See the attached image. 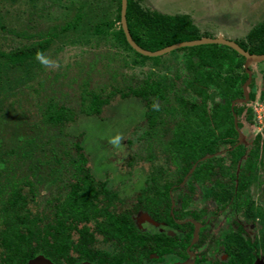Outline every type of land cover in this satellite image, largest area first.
<instances>
[{
    "label": "trees",
    "instance_id": "obj_1",
    "mask_svg": "<svg viewBox=\"0 0 264 264\" xmlns=\"http://www.w3.org/2000/svg\"><path fill=\"white\" fill-rule=\"evenodd\" d=\"M116 2L117 15L112 21L91 22L89 11L81 5L59 29L53 25L43 33L32 35L27 30L31 25L20 22V16H17L19 30L9 28L14 35L32 40L10 51L0 50V264H28L37 254L58 264H72L76 261L73 251L79 258L92 259L102 253L114 264H143L154 250L171 252L176 245L184 250L193 226L177 224L175 220L196 215L184 210L190 195L183 193V188L178 194L181 209H174L171 214V195L173 187L183 181L195 163L185 189L192 191L197 182L211 185L205 192L214 200L231 199L233 208L244 205L246 212L253 210L249 207L247 190L256 181L262 157L260 134L250 150L245 145L235 146L238 133L233 113L238 118L239 129L242 128L240 117L246 114L247 120L253 121L254 114L245 104L231 108L234 99L243 97L242 84L247 79L244 57L232 48L220 44L180 48L187 73L181 75L178 69L172 78L151 72L142 79L123 78L120 84L107 83L94 88H89L85 79L78 85L77 108L55 95H41L44 92L41 81L34 87V68L39 65L36 55L47 54L57 39L80 42L90 35H111L113 43L133 54L134 65L146 61L154 65L161 63L159 56H143L127 43L120 25L121 0ZM126 22L134 42L149 51L203 36L189 15L152 11L141 0H127ZM115 24L118 28L111 30ZM0 26L6 30L2 23ZM236 43L250 53L263 54L264 20ZM82 70L79 65V75ZM62 77L65 71L53 77L54 82ZM115 78L114 73L112 79ZM254 78L252 72L248 86L250 101L256 98ZM179 80L183 87H178ZM209 89L215 92L210 93ZM116 96L142 105L139 116L146 128L139 139L144 141L145 156L131 157L127 165L131 166L137 158L149 162L150 169L134 203L123 210L119 207L123 201L111 176L102 172L101 163L97 171L93 170L84 151L83 143L91 138L87 128L92 123L80 127L76 134L70 129L77 125L80 116L101 122L99 116ZM216 96L219 101L213 100ZM259 100L264 104V90ZM30 107L37 111L33 128L38 135L44 133L45 138L9 134L25 126ZM72 135L75 140L68 144L66 138ZM166 135L167 139L163 140ZM156 152L161 154L157 158ZM208 155L212 157L199 161ZM245 155V161L239 165ZM44 184H50L49 193L43 198L42 209L33 212L31 207H38L40 187ZM141 215L164 222L173 230H189L184 232L181 243L168 240L163 246L170 236L141 229L136 222ZM236 236L228 238L236 243V251H228L233 256L228 264L246 263L251 258L253 244ZM98 239L103 244L112 243L114 252L106 249L98 252L95 247Z\"/></svg>",
    "mask_w": 264,
    "mask_h": 264
},
{
    "label": "rangeland",
    "instance_id": "obj_2",
    "mask_svg": "<svg viewBox=\"0 0 264 264\" xmlns=\"http://www.w3.org/2000/svg\"><path fill=\"white\" fill-rule=\"evenodd\" d=\"M141 4L149 10L163 14L189 15L193 23L200 29L202 37L213 38L222 35L225 39L235 42H240L251 27L264 20V0H141ZM81 5L84 10L89 11L91 22L104 19L112 21L117 15L116 0H0V23L6 27V30H2L0 26V50L10 51L32 40L31 37H19L16 34L14 35V32L9 31V28H14L15 31L19 30L17 16H20L22 20L20 22L31 25L27 30L35 35L43 33L53 25L59 29L60 26L72 18L76 9ZM102 14L104 17L101 18ZM118 26V24H115L111 30H116ZM69 40L65 38L53 42L50 50L44 56L58 61L60 67L58 69L47 68L39 62L38 67L34 68L36 77L34 87L38 86L37 81H41L44 90L41 95H55L58 100H66L74 108H77L79 104L78 85L85 79L89 82L88 87L94 88L107 83L120 84L123 78L136 77L142 79L151 72L155 75L166 74L170 78L174 77L178 69V73H181V75L187 73L183 62V51L180 49L159 56L161 63L158 65H154L152 61H146L143 65H134L132 63L133 54L113 43L114 38L111 35H90L81 39L80 42ZM69 65L70 68L66 69ZM79 65L82 66L81 74L83 76L78 73ZM250 67L255 74L256 99L251 102L248 101L245 105L246 107L256 106L260 115H263L264 120V109L258 107V104H262L259 95L264 90V62L253 63ZM64 71L65 77L54 82L53 77ZM114 73L116 78L112 79ZM74 77L76 79L70 81ZM68 83L69 86L66 85ZM183 86V82L179 80L178 87ZM209 92L214 93L215 90L209 89ZM213 100L219 101L218 96ZM212 102L210 100L209 104ZM140 111H142V105L131 101V99L121 100L119 96H116L111 99L109 105L105 106L99 116L98 120L102 123L80 116L77 125L74 124L75 126L70 127L71 131L76 134L80 127L84 128L85 124L92 123L87 128L91 138L85 144L82 142L84 151L89 156V165L93 170L97 171L98 163H101L102 172L104 174L108 172L111 176L114 188L119 191L120 198L123 201L119 206L122 210L134 203L135 196L144 185L150 171L149 162L137 158L131 166L127 165L131 157L145 156L142 149L144 141L139 139V135L146 126L144 119L139 116ZM27 112L30 116L25 117V126H19L9 134H16L21 138H27L28 136L45 138L44 133L38 135L36 129L33 128L36 120L34 117L37 116L36 109L30 107ZM255 116H257V112H255ZM246 117L247 115L243 114L239 119L242 122L240 130L245 137V146L247 150H250L254 143V137L260 134L259 146L262 154L261 159H259L256 181L252 182L247 190V195H249L253 207L256 208L254 212L257 213L259 218L254 219L255 222L251 223L246 222L245 218L239 217L240 222L245 224L247 233L253 237L258 231H264V194L262 191L264 187V121L261 120L260 123L258 118L248 121ZM116 135L121 136L118 146L110 142ZM167 137V135L163 137V140H166ZM66 139L68 144L75 140L73 135ZM58 141L56 140V142ZM160 155V152H156V158ZM245 158L246 155L240 160L239 165L245 161ZM50 187V184H44L43 187H40L39 205L38 207L35 205L31 207L33 212L42 209L43 198L49 193ZM197 187L198 193L193 196L189 208H200L204 205V202L210 205L211 208H215L214 203L208 202L202 196L201 186L198 185ZM177 193V190L173 192L175 208H179ZM227 215H230V213L227 212ZM223 216L222 214L216 216L215 221L219 219L218 223L214 221L215 223L210 224L208 240L212 239L221 228L226 227ZM140 222H142L140 226L152 228L146 219H141ZM201 228L202 226H199V229ZM208 244L207 241L203 248L209 247ZM98 246H101V244ZM46 259V257H36L31 259L29 264H54L52 261L49 263L50 260Z\"/></svg>",
    "mask_w": 264,
    "mask_h": 264
},
{
    "label": "flooded vegetation",
    "instance_id": "obj_3",
    "mask_svg": "<svg viewBox=\"0 0 264 264\" xmlns=\"http://www.w3.org/2000/svg\"><path fill=\"white\" fill-rule=\"evenodd\" d=\"M222 36V35H218ZM223 37V36H222ZM224 38V37H223ZM235 42V41H234ZM264 62V61H263ZM260 63V62H259ZM244 65V63H243ZM244 68V67H243ZM250 68V67H249ZM252 72V70H251ZM257 136V135H256ZM254 137V139L256 138ZM191 171V170H190ZM188 172L187 175L184 177L183 181L178 185L173 187V192L175 190L178 191L177 197L179 199V208L181 209V200L179 198V193L183 190V193H186L187 195H190V200L188 201L185 211H190L191 213H194L196 216H193L191 214L187 215L183 219H176L175 222L177 224H192L193 231L191 235L190 242L184 250L182 248L174 246L173 250L171 252H164L161 251L157 253V250H154L150 255L149 259L143 261V264H228V261L231 257L228 251L235 250L236 243H233L232 239L228 238H234L238 236H241L244 239H248L252 244L253 247L251 248V258L247 260V262H243L241 264H264V231L257 232L253 237L249 235L245 229V224L240 222L239 217L246 220V222H255L254 219L259 218L257 216V213H255V209L250 199V205L249 207H252L253 210L251 212H246V206H242L240 209L233 208L232 207V200H224V201H216L213 199V197L206 193L205 191L211 187V185H203L199 182L195 183L193 185V190L189 191V189H185V183L187 182L189 176L192 172ZM193 171V170H192ZM201 186V194L204 197L205 200L208 202H212L215 204V208H211L210 205L204 202V205H202L200 208L197 209H191L189 208L191 204V200L194 195L198 193L197 186ZM203 191L206 193V196L203 194ZM263 194H264V187H263ZM173 192L171 195V208L170 213L173 214L174 209V201L175 197L173 196ZM208 192V190H207ZM249 196V195H248ZM245 197V196H244ZM263 197V196H262ZM227 212L230 213V215H227ZM224 215L223 221L226 224V227L221 228L218 233L212 238L209 239L207 236L209 235V227L210 224H213L215 222L218 223L217 219L215 221V217L218 215ZM244 216V217H243ZM141 219H146L149 221V225L152 228H145L140 226V224L143 222H140ZM215 221V222H214ZM137 224L139 227L143 230H146L148 232H154V233H161L167 236H170V238L163 242L161 245H167L166 242L171 243V240L174 242L180 241L182 242V238L184 237V232H188L189 228L185 230L184 232L181 230H173L164 222H155L154 220L150 219L148 215L139 216L136 219ZM140 222V223H139ZM199 226L202 228L199 229ZM207 239V240H206ZM99 240V239H98ZM208 241V246L206 248H203V245L206 244ZM178 243V242H177ZM101 244V246H98ZM96 250H99L98 252H101L102 250L106 249L109 252H114V245L112 243H101L99 240L97 244H95ZM161 249V248H160ZM236 251V250H235ZM73 256H75L76 261L72 262V264H81V263H87V264H114L113 262L109 261V258L106 259L105 256L99 254L96 255L95 258H79L78 254L74 253V251L71 253ZM42 255V254H37ZM101 255V256H100ZM36 256L33 258L35 259ZM47 258V257H46ZM52 261V260H51ZM54 264H58L55 261H52ZM122 263V262H121ZM66 264V262H65Z\"/></svg>",
    "mask_w": 264,
    "mask_h": 264
},
{
    "label": "water",
    "instance_id": "obj_4",
    "mask_svg": "<svg viewBox=\"0 0 264 264\" xmlns=\"http://www.w3.org/2000/svg\"><path fill=\"white\" fill-rule=\"evenodd\" d=\"M126 8H127V0H121V8H120V25L121 28L124 32L125 38L127 43L130 45V47L136 51L137 53L143 55V56H148V57H157V56H162L166 53H169L173 50L184 48V47H191V46H198V45H205V44H220V45H225L233 50H235L239 55L244 57V70L247 74V79L245 82L242 84V93L243 97L234 99L231 103V108L236 104H246L249 101V91H248V86L252 80V72L250 70V65L253 63H259L264 61V53L263 54H255V53H250L247 50L243 49L238 43L225 39L222 36H217V37H201L200 39H195V40H190V41H182L178 43H174L172 45H168L166 47H163L161 49L155 50V51H149L146 49L141 48L139 45H137L134 40L132 39L128 27H127V22H126ZM234 117V126L235 129L238 133V141L235 146L238 145H245V137L242 131L238 127V118L235 113H233ZM212 155H208L206 157L201 158L199 161H203L206 158H210ZM196 163L193 165L191 168V171L195 168ZM36 257L40 258H45L43 255H38ZM46 260H49L48 258ZM31 261V260H30ZM28 262V264L30 263ZM51 260L49 261V263ZM48 264V263H47Z\"/></svg>",
    "mask_w": 264,
    "mask_h": 264
},
{
    "label": "clouds",
    "instance_id": "obj_5",
    "mask_svg": "<svg viewBox=\"0 0 264 264\" xmlns=\"http://www.w3.org/2000/svg\"><path fill=\"white\" fill-rule=\"evenodd\" d=\"M36 58H37V60L41 63V64H43L45 67H47V68H52V69H58L59 67H60V64H59V62L58 61H54V60H51V59H49V58H46L43 54H41V53H37V55H36ZM256 99V98H255ZM254 99V100H255ZM253 100V101H254ZM249 102H251L250 100H249ZM247 104V103H246ZM252 109V108H251ZM253 111V110H252ZM254 114V113H253ZM254 116H255V114H254ZM255 119V118H254ZM120 140H121V136L120 135H116L110 142L113 144V145H116V146H118L119 145V143H120Z\"/></svg>",
    "mask_w": 264,
    "mask_h": 264
},
{
    "label": "built area",
    "instance_id": "obj_6",
    "mask_svg": "<svg viewBox=\"0 0 264 264\" xmlns=\"http://www.w3.org/2000/svg\"><path fill=\"white\" fill-rule=\"evenodd\" d=\"M250 107L252 108L254 114H255V112H257V116H254V118H258V120H259L260 123H261L262 121H264V120H263V115H262V116L260 115V112H259V110L256 108V106L253 107L252 105H250ZM258 107H259L260 109H264V104H263V103H262V104H258ZM261 120H262V121H261ZM263 127H264V124H263Z\"/></svg>",
    "mask_w": 264,
    "mask_h": 264
}]
</instances>
